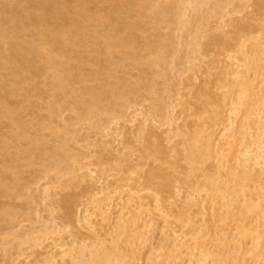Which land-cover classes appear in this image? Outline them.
Masks as SVG:
<instances>
[{"label": "rangeland", "instance_id": "1", "mask_svg": "<svg viewBox=\"0 0 264 264\" xmlns=\"http://www.w3.org/2000/svg\"><path fill=\"white\" fill-rule=\"evenodd\" d=\"M19 1L0 0V13L8 9L20 12L24 3ZM62 1L68 4L64 12L74 14L73 6L79 0ZM120 1L124 6L131 2ZM258 1L205 0L201 8L194 9L186 0L177 10L171 8L169 0H151V4L158 3L167 14V26L161 23L154 32L149 18L143 15L130 17L131 28L120 15L105 19L107 13H113L112 6L105 1L92 0L87 3L89 12L99 16L86 24L84 34L77 35L73 28L53 19L26 32L29 38H35V34L46 27L62 25L65 29L61 39L68 44L62 49V57L56 60L60 62V69L68 70L75 79L65 92L55 90L44 76L48 66L47 50H44L38 58L42 69L34 76L35 87L27 95L13 87L8 88V93H2L4 99L14 105L15 117L23 122L28 138L17 141L13 137L14 123L5 118L0 120V135L6 142L4 151L0 152V212L7 210L13 218L8 221L0 214V264H37L46 250L55 254L56 264H85L74 263L60 252L71 246L75 259L79 246L90 244L93 236L101 242L100 251L108 252L117 245L130 257L133 247L135 260H125L127 264L160 263L166 260L163 229L185 234L203 225L211 236V225L223 214L220 208L224 201L215 193L216 210L212 214L208 194H214L213 189L219 186L215 183L217 177L231 178V169L221 168L212 155L206 154L204 145L223 143L219 137L222 131L228 134V139L238 143L243 138L240 130L250 109L260 110L262 115L264 112L261 103L251 108L241 97L242 104H233L239 108L230 113L234 108L231 101L237 96L233 92L244 87L232 84V80H240L235 77L236 71L242 74V68L248 63L253 70L264 64V0L262 4ZM177 11L186 15L187 24L180 23ZM233 32L242 41L233 37L224 46L225 53L210 41L211 36L222 37ZM106 34L120 35L131 42L130 49L133 48L131 52L136 60L124 59L126 51L122 48L107 50L103 37ZM164 35L170 37L166 63L152 65L150 61L156 56L159 38ZM190 40L192 46L195 40L200 48L194 45L192 50ZM240 47L247 57L241 55ZM9 71L10 66L4 65L0 77L7 78ZM259 81L260 78L254 82L256 89L263 85ZM87 88L108 91L101 102L108 114L81 118ZM52 94L54 96L50 97ZM250 98L258 100L257 95ZM52 100L62 105L58 117L48 113ZM161 102L167 105L171 121L156 115ZM124 103L129 105L125 107ZM250 118L253 124L255 118ZM193 144L202 153L198 163L191 162L187 156ZM10 154H18L19 159L6 161ZM227 164L233 166V160ZM158 167L162 170L159 172H164L171 180L170 191L162 192L166 199L161 209L169 214L167 222L157 212L151 214L154 229H136L137 236L129 246L124 237L117 238L114 218L126 209L135 212V201L128 199L131 189L140 191L141 201L152 207L154 201L148 188L159 190L160 187L156 182L150 183L146 174L150 168ZM89 171L93 173L89 175ZM240 171L239 167L232 172L240 177ZM159 174L162 173L156 175ZM251 174L253 180L247 182L257 186L259 179L255 171ZM160 176L157 181L162 179ZM16 180L18 185L7 190ZM254 186L251 189L257 192ZM102 188L118 190L109 207H104L110 214L107 220L106 215L94 210L99 199L94 193ZM196 189L198 194L192 193ZM196 202L201 204L202 215L193 218L194 225L190 227L183 221L196 209L193 205ZM100 203L106 205L107 202ZM70 207L73 213L86 215L89 229L78 230L68 221L66 213ZM236 217H240L239 210ZM51 223L55 226L53 234L38 247L24 236L34 227ZM53 243L66 245L58 249ZM206 247L213 251V242H208ZM208 261L217 262L213 255ZM164 264L170 263L165 261ZM257 264H261L260 261Z\"/></svg>", "mask_w": 264, "mask_h": 264}, {"label": "bare ground", "instance_id": "2", "mask_svg": "<svg viewBox=\"0 0 264 264\" xmlns=\"http://www.w3.org/2000/svg\"><path fill=\"white\" fill-rule=\"evenodd\" d=\"M90 1L92 0H79L73 6L75 10L74 14H67V12H64V10H67L65 8L68 4H65L62 0H20L19 2H21V4L24 3L22 10L20 11L18 9L20 12H17V9H15L16 12L14 9H11L12 12H9L8 9V12L5 10L6 13H4L5 11L0 13V69L3 68L4 65L10 66L7 78L0 77V120L5 118L14 123L13 137L17 141L28 138V134L24 129L23 122L15 117L14 105L10 104V102L8 103V101L4 99L2 93H8V88L13 87L27 95L28 91L35 87L34 76L42 69L38 58L42 56L44 50H47L45 61L48 63L47 71L44 73V76L51 82V85L55 90L65 92L69 88L71 82L75 79L68 70L60 69V62L56 60V57H62V51L68 44L66 40L61 39V34L65 29L62 25L59 26L58 24H53L46 27L43 30L38 31L35 34V38H29L26 35V32L30 30L31 27L42 26L47 21L53 19V21L64 22L67 27L73 28L77 35L84 34L86 24L95 20L99 16L96 12H89L87 3ZM101 1L108 2L113 8L112 12L114 14L107 13L104 16L105 19H112L111 17L113 15H120L128 22V25H126L131 28L133 27V23L130 22V17L133 15H143L149 18L154 32L157 31L161 23H164L165 26H167V14L165 10H163L158 3L151 4V0H131L127 6H124L120 0ZM169 1L171 3V8L179 10L181 9L180 4H184L186 0ZM259 1L258 3L262 4V1ZM187 3L192 4L194 9H199L205 4V0H187ZM176 14L182 25L188 23V19L184 13L177 11ZM7 25L9 27H7ZM236 32H233L232 35H220L222 37L211 36L210 41L218 50L224 52L226 48L224 46H227L228 44L226 43L230 42L233 37L242 41L237 34L238 32ZM103 37L107 50L110 51V49L122 48L126 51V54L124 53V55H126L123 57L124 59L131 61L136 60L131 52L133 48L130 49L132 43H129L125 37L123 38L120 35L110 36L107 34ZM159 40V47L155 50L156 56L150 61V64L152 65L166 63V48L170 43V37L168 35L160 36ZM192 40H190L191 42H188L191 44L190 46H192ZM195 42L196 41L194 40L193 46L198 44H195ZM70 44L73 45V42ZM193 46L191 47L192 50L195 48ZM197 47L200 48V45H197ZM263 49L262 51L264 52ZM5 51L7 54L3 53ZM239 51L242 56L247 57V53L242 47L239 48ZM226 57L229 58L230 56L226 54ZM245 66V68H242L244 70L241 71L242 74H238L237 72L239 71H236L235 73V77L240 80H232V84L238 83L240 86L242 85L244 87L239 91L233 92L234 94H237V96L235 100L234 98L232 99L231 106L232 108L234 107L233 104H235V106H240L242 104L241 97H244L251 108L256 106V103H259V105L261 103V106L264 107V64L261 68L255 70H253L254 67L249 63L247 65L245 64ZM45 69L46 68H44V70ZM249 73H251L250 76ZM259 78V83H263V85L256 89V84L254 82ZM107 93V90L104 91L99 88H87L85 90L87 100L84 102L81 109V118L108 114V110L101 104L106 98ZM251 95H257V102L250 98ZM53 96L54 95L52 94L50 97ZM128 105L129 103L123 104L125 107ZM61 107L62 105L60 102L52 100L47 108L49 115L58 117L61 113ZM238 108L239 107H234L230 110V113L233 110L237 111ZM256 110L250 109L251 113L248 112V114H246L244 123L242 124V127H246H241L240 130L243 134V138H241L238 143L232 138L228 139V134L225 131H222L219 137L220 140H223V143L219 142L216 144L204 145L207 150L206 154L212 155L213 158L220 163L221 168L227 170L231 169V178H226L224 176L217 177L218 180H216L215 183L219 186L213 189L214 194H208V197H210L209 208L212 214L216 210L213 203V197L215 193L220 194V199L224 201L220 208L222 210L220 211L223 212L224 215H220L221 213H219L220 218L212 223L210 229L211 236H208V232L205 231L203 225L193 227V218L202 215L201 204L196 202L193 204L196 206V209L191 214L187 215L188 220L183 221L185 225L193 227L192 230L188 231V233L180 234L173 229H163L161 234L162 241L166 242L164 245L166 246L165 261H169L170 264H257V261L264 264V229H261V227L264 226V112L262 115L260 110L255 112ZM156 115L163 120L171 121L170 111L165 103H160ZM251 116H254L255 118L253 124H251ZM111 120L112 119H109V121ZM5 147L6 142L4 136L0 135V152L4 151ZM195 147L196 145L189 147V150L187 149V156L191 162L198 163L201 161L202 153ZM8 155L6 158V161L8 162L19 159L18 154ZM230 160H233V166L228 167L227 163ZM28 164H31V160L28 161ZM239 167L242 168V171H240L242 173H240V177L236 172H232ZM154 169L150 168L146 174V178L151 179L148 180L150 183L156 182L160 187L159 190L153 187L148 188L152 192L151 197L154 201L152 207L149 208L147 203L141 201L143 200V196L138 194L140 191L133 192L131 189L128 192V199L130 201H135V212L126 209L124 212L120 211L114 218V224L118 228L117 238L122 239L124 237V241L129 246H132L133 239L137 236L136 229L141 227H149L152 230L154 229L155 225L151 214L157 212L161 215V218L164 219L163 221L165 223L167 222L169 214L167 211L161 209V204L166 199L162 195V192L170 191L171 180L167 174L159 172L162 171L160 167ZM252 171H255L257 175L256 179H259L257 186L250 185L247 182L253 180L251 174ZM92 173V171H89V175ZM158 173H162L161 176L159 174V176L162 177V179L160 178L161 181L159 180L160 182L157 181V177L159 176L156 174ZM16 185H18V180L11 185H8L6 189L8 190ZM252 186L257 187V192H255L254 189H251ZM117 193V188L110 190L102 188L94 193V195L99 198L97 201L98 204L95 205L94 210L100 215H106V220L110 219V214H108L109 212H106V210L109 207L112 198ZM192 193L198 194V190H193ZM102 201L107 202L106 205L100 203ZM104 207L107 208L104 209ZM237 209L239 210L240 217H236V214L238 213ZM0 214L4 216L5 220L11 221L13 219L11 213L7 210H3ZM66 218L78 230L89 229L86 215L73 213L72 207L67 211ZM249 219H251V221H248ZM53 229H55L53 223L43 224L34 227L31 232L25 233L24 236L27 240L33 242L32 245L34 247H38L53 234ZM11 234L14 237L16 236L14 233ZM208 242H213V251H210L206 247ZM52 245L53 247L61 249L66 244L53 243ZM79 247L80 248L77 252L78 256L75 259L71 254L73 251L71 246L61 249L60 253L68 255L74 263L121 264L122 262L127 264L124 262L125 260H135L136 252L133 247L131 249L132 256L130 257L126 256L117 245L108 252L100 251L101 242L96 236L92 237V242L90 244H83ZM1 250L4 251L3 248H1ZM210 255L216 257L217 262H209L208 258ZM247 256H250L249 260L247 259ZM55 258L56 256L54 253L46 250L42 253V257L36 261V263L56 264ZM149 258H151V256H149ZM165 261L160 263L150 261L149 263L164 264Z\"/></svg>", "mask_w": 264, "mask_h": 264}]
</instances>
